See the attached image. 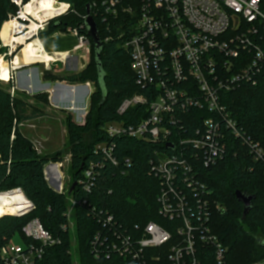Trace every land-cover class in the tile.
I'll list each match as a JSON object with an SVG mask.
<instances>
[{
    "label": "trees",
    "instance_id": "obj_1",
    "mask_svg": "<svg viewBox=\"0 0 264 264\" xmlns=\"http://www.w3.org/2000/svg\"><path fill=\"white\" fill-rule=\"evenodd\" d=\"M59 1L70 3L73 11L50 21L46 31L40 33V38L74 27L87 35L83 16L89 2ZM16 10L10 0H0V35L3 24ZM93 19L101 43L99 56L90 40V59L79 73L67 77L56 76L49 71L43 73L46 81L72 85L92 81L95 87L84 123L77 124L70 114L65 119L71 177L67 193L53 191L44 175L45 165L51 161L60 162L61 154L40 155L20 128L23 123L42 117L43 110L29 103L25 94L12 95L0 87V193L21 189L34 205L33 211L22 216L0 214V248L16 234L23 236L25 244L31 242L24 236L23 228L38 219L60 243L47 247L37 264H74L68 226L70 197L75 201L73 219L80 228L79 264H134L118 256L98 259L92 254L91 241L104 228L96 218L101 212L103 216L98 219L112 216L121 233L133 240L142 237V230L149 222H155L174 234L173 223L159 213L160 184L158 178L150 174V162L155 160L156 153L167 152L165 146L150 138H111L105 131V126L112 122H138L140 107L123 116L118 115L117 110L125 99L146 94V89L137 84L129 52L123 48L120 26L124 19H105L101 14H93ZM33 99L44 106L49 105L47 93L36 94ZM222 103L236 121L241 134L239 138L227 134V139L221 143L223 155L215 165L203 167L195 163L199 179L209 194L208 226L226 248L224 264H264V71L257 77L256 84H244L223 93ZM209 116L206 110L180 114L183 126L177 130L187 138L193 137L201 120ZM242 136L250 144L257 145L263 156L257 158ZM90 167H93L96 178L92 191L86 192L79 180ZM74 183L76 186L71 191ZM237 191L254 197L246 215L243 214L242 203L236 198ZM192 207L198 212L194 205ZM171 245L146 250L145 264H170L168 254ZM201 258L202 264H215L213 251L208 248L201 250Z\"/></svg>",
    "mask_w": 264,
    "mask_h": 264
},
{
    "label": "built area",
    "instance_id": "obj_2",
    "mask_svg": "<svg viewBox=\"0 0 264 264\" xmlns=\"http://www.w3.org/2000/svg\"><path fill=\"white\" fill-rule=\"evenodd\" d=\"M51 1L55 4V14L38 20L26 14L32 0H10L17 8L15 14L8 17V21L15 22L13 37L27 35L35 25L36 29L31 36L25 37V42L40 39V33L46 31L50 21L73 11L68 2ZM88 2L92 17L101 14L105 19H124L120 26L123 48L129 52L137 84L146 89V94L125 99L117 110L118 115L123 116L140 107L138 122H112L105 126V131L111 138H150L165 146L167 152L156 153L155 160L150 162V174L158 178L160 184L159 213L174 225L172 234L161 225L149 222L142 230V237L133 240L121 233L112 216L98 219L103 216L101 212L96 218L104 228L91 241L92 254L98 259L118 256L134 264H145L146 250L172 243L168 254L170 264H202L201 250L207 248L213 251L215 264H224L226 248L208 226L209 194L199 179L195 163L203 167L215 165L223 155L221 143L227 139V134L234 138L241 134L222 103V94L244 84H256L257 77L264 71V0ZM87 18L86 13L84 22ZM66 33L77 41L74 52L83 51L81 58L89 61L91 42L87 35L77 27L68 28ZM0 48L8 51L2 55L5 59L18 49L20 52L22 44L16 42L12 46L1 41ZM71 56L68 53L66 58ZM13 62L10 61L11 80L18 70ZM51 62L55 61L43 64L48 67ZM93 89L90 88L91 94ZM202 110L210 116L201 120L193 137L187 138L177 130L183 126L180 114ZM243 136V141L250 144ZM250 146L257 158L263 156L257 145ZM44 175L57 193L64 192L58 163L45 165ZM95 178L93 167H90L84 171L79 184L84 191L90 192ZM28 202L27 211L18 216L34 209L32 202ZM69 203L74 208L72 197ZM23 234L31 242L22 246L8 241L0 248V264H37L47 247L60 243L38 219L29 222Z\"/></svg>",
    "mask_w": 264,
    "mask_h": 264
},
{
    "label": "rangeland",
    "instance_id": "obj_3",
    "mask_svg": "<svg viewBox=\"0 0 264 264\" xmlns=\"http://www.w3.org/2000/svg\"><path fill=\"white\" fill-rule=\"evenodd\" d=\"M61 34H63V32ZM26 36L27 35L19 37L20 39L17 40V43H20L21 40L23 39V37L25 38ZM52 36H53V34L49 35V36H45V37L47 38V41L51 42V41H54L52 39L53 38ZM0 41H1V39H0ZM3 43L9 44V42L6 40H3ZM24 47H25V49H23V53L26 54L28 62H36V61H32V59L36 60V58L33 56L32 52H31V49L29 47V43H27V45H24ZM4 53H8V51L3 49V48H0V56H2ZM76 53H79L80 55H82L83 51H76ZM18 54H19V49L15 53H13L12 56L7 55L5 60H6L8 66H10V61H12V60H14V62H13L14 66H17L18 64H20L19 57L16 56ZM29 55L31 56L32 59L30 58ZM15 56H16V58L14 59ZM43 60L45 61L46 59H41L40 61H43ZM63 61L66 62L65 60H63ZM86 65L84 67H86ZM84 67L80 68V67L74 66L70 63H63L62 64L60 62L59 63L51 62V65H49L47 67L43 63H37V64H33L30 66H23L22 68L16 70L13 73V80L10 79L11 82L9 81L10 85L7 84L5 81H2L0 79V87L7 89L12 95H14L16 93L17 94H20V93L25 94L27 97H29V99H28L29 103L34 104L35 107H38L41 110H43L44 115L42 117H40L38 119L31 120V121H27V122L23 123L20 126V128H21L22 133L33 142L35 148L37 149V151L40 155L52 156V155H55L56 153L61 154L62 159L60 160V162L51 161V164L52 163L53 164H55V163L59 164V173H60L61 178H62V184H63V191L64 192H66L67 189H69L70 184H71V177H70V172H69L70 155H69L68 135H67V131H66L65 119H66L67 115L70 114L72 116L74 122H76L77 124H83L84 120H85V116H86V114L90 108V99H91L90 96H91V94L89 95V93H87V95H86L88 98L87 101H86V99H85V101H83L84 95H82V97L79 100H77V102H78L77 105L79 107H82L87 102L86 111H84V112L73 113V112L69 111L68 109L67 110L66 109L61 110L59 108H54L50 105L51 104L50 99H49V105H48L49 107L44 106L43 104H41L39 102H34L33 96H35L36 94L33 95V94L28 93V92L21 89L23 86H22V84L21 85L17 84L16 74L24 72L25 75H28L29 71L32 70L35 81H37V79H38L37 73H39V75H40L39 77L41 78V80L44 83L50 82L52 84V85H50V87H51L50 89H52L53 87H55L56 83L59 81H46V80H44L43 79V73L45 71H49L53 75H56V76L67 77V76L79 73L81 70L84 69ZM87 82L88 83H85V84L86 85L89 84V86H90L89 88L94 87V83L92 81H87ZM62 83L66 84L68 82H62ZM36 84L37 85L35 86V90H41V92L37 93V94L47 93V92H42V90L46 89L45 87H43V86L41 87V85L38 83H36ZM85 84H83V85H85ZM93 90H95V89H93ZM89 92H90V90H89ZM88 95H89V97H88ZM55 101L58 103L57 98H55ZM49 186L53 191H55L52 185H49ZM68 208H69L68 209L69 229L71 232V251H72L74 264H79V261H80V253H79L80 252L79 251L80 245L78 242V232H80V228H79V226H77L75 220L73 219L74 208H71L70 204H69ZM33 210L34 209H30L29 212H31ZM1 213H3L4 215L5 214L14 215L11 212H0V214ZM17 213H19V212H16L15 214H17ZM11 242L13 244H16V245H22V246L25 245L24 238L21 234H16L14 236V238L11 240Z\"/></svg>",
    "mask_w": 264,
    "mask_h": 264
},
{
    "label": "crops",
    "instance_id": "obj_4",
    "mask_svg": "<svg viewBox=\"0 0 264 264\" xmlns=\"http://www.w3.org/2000/svg\"><path fill=\"white\" fill-rule=\"evenodd\" d=\"M56 32L53 34V40L54 41H47V38L45 36L41 37L39 39L42 47H43V52L48 54L49 56H53V60L55 63H70L74 66L83 68L88 60H83L80 56L79 53L74 52V48L77 45V41L75 38L71 37L69 34L66 32ZM68 53L71 54V57H68ZM20 60V65L19 66H14L15 69H19L20 67L23 66H30L33 64L40 63L42 61H36V62H28L27 56L25 53H23V48L20 50L19 54L17 55ZM65 60L66 62H64ZM46 63V62H42ZM49 65V64H48ZM51 65V64H50ZM37 72V71H36ZM39 73H37V81H35L34 76H33V71H29L28 75H25L24 72L17 73L16 74V80L17 84L21 85L22 88H25V91L28 93L33 94L35 91V86L37 85L36 83L40 84L41 87H45V90H42V92H47L49 94V99H50V105L54 108H59L61 107H66V110L68 109L69 111L73 113H79V112H84L85 111V106L87 107V102L84 104L82 107H79L77 104V100H79L82 95H84L83 101H87V93L89 95L91 94L90 88L85 84H75V88H73L72 93H70L67 88L66 90L63 88H60L58 91H56L55 87L50 89V85H52L50 82L44 83L41 78L39 77ZM42 81V82H41ZM50 84V85H47ZM68 85V83H66ZM72 85V84H69ZM21 88V89H22ZM90 90V92H89ZM88 95V97H89ZM55 98H57L58 103L55 101ZM49 107V106H48ZM64 110V109H61Z\"/></svg>",
    "mask_w": 264,
    "mask_h": 264
},
{
    "label": "bare ground",
    "instance_id": "obj_5",
    "mask_svg": "<svg viewBox=\"0 0 264 264\" xmlns=\"http://www.w3.org/2000/svg\"><path fill=\"white\" fill-rule=\"evenodd\" d=\"M55 11H56L55 4L52 3L51 0H32V2L27 6L26 14L33 15L37 17L38 20H42L45 17L53 16L55 14ZM14 25L15 22L7 21L2 26L1 35H0L1 41L2 43L3 40L9 42V44L5 43V45L14 46L17 40L20 39V38H15L12 35V30ZM35 29L36 26L32 25L31 31L27 34V36H31ZM26 42H25V38L23 37V39L20 42L22 44L23 49H25L24 44ZM29 47L31 49L33 56L36 58V60H33L29 55L32 61H40L41 59H46L45 61L43 60L42 62H49L50 60H53L52 56H49L48 54L43 52V47L38 38L30 39ZM10 75H11L10 66L7 65V62L3 58V56H0V79L8 83V81H10L11 79ZM51 170L55 171V167H52ZM28 203L29 202L27 198L24 196V193L20 190H12L6 193H0V212H11L14 215L18 216L27 211V209L29 208ZM16 212L19 213L15 214Z\"/></svg>",
    "mask_w": 264,
    "mask_h": 264
},
{
    "label": "water",
    "instance_id": "obj_6",
    "mask_svg": "<svg viewBox=\"0 0 264 264\" xmlns=\"http://www.w3.org/2000/svg\"><path fill=\"white\" fill-rule=\"evenodd\" d=\"M84 2H88L89 0H82ZM86 12L88 15V18L85 21V25H86V29H87V37L93 42L94 46H95V51H96V55L97 57L99 56V51L101 49V43H100V39H99V35H98V30H97V25L93 19V17L90 15L91 14V7L89 4L86 5ZM50 85V84H47ZM60 88H63L72 93L73 88H75L74 85H66L62 82H57L55 85V89L56 91H58ZM22 90L25 91V88H22ZM41 90H35V92L33 93V95L40 93ZM86 108V106H85ZM84 108V109H85ZM61 109H66V107H61ZM169 148H172V146H169ZM76 186V183H74L71 187V191L73 190V188ZM236 198L239 202L242 203L243 207H244V215L247 214V212L250 209L252 200L254 199L253 196H246L245 194L241 193V192H236Z\"/></svg>",
    "mask_w": 264,
    "mask_h": 264
}]
</instances>
